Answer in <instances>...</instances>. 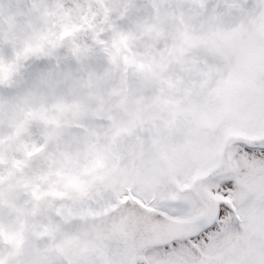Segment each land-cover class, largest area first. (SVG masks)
Masks as SVG:
<instances>
[{
  "label": "snow or ice",
  "instance_id": "obj_1",
  "mask_svg": "<svg viewBox=\"0 0 264 264\" xmlns=\"http://www.w3.org/2000/svg\"><path fill=\"white\" fill-rule=\"evenodd\" d=\"M181 2L161 118L55 211L99 233L70 264H264V0Z\"/></svg>",
  "mask_w": 264,
  "mask_h": 264
},
{
  "label": "rangeland",
  "instance_id": "obj_2",
  "mask_svg": "<svg viewBox=\"0 0 264 264\" xmlns=\"http://www.w3.org/2000/svg\"><path fill=\"white\" fill-rule=\"evenodd\" d=\"M153 1L0 0V264H16L21 246L53 231L55 211L113 159L115 170L131 143L118 148L117 136L131 137L129 126L144 134L161 118L145 90L170 67L126 30L151 26ZM185 15L174 26L187 27ZM148 59L155 63L139 66Z\"/></svg>",
  "mask_w": 264,
  "mask_h": 264
},
{
  "label": "flooded vegetation",
  "instance_id": "obj_3",
  "mask_svg": "<svg viewBox=\"0 0 264 264\" xmlns=\"http://www.w3.org/2000/svg\"><path fill=\"white\" fill-rule=\"evenodd\" d=\"M153 2L156 3V5L152 6L151 11L153 12L156 19H153L152 21L153 17L148 15L151 18V20L144 22V23H150L151 26H146L142 28H138L137 26L135 27L128 26L126 27L127 28L126 30L128 34H138L139 36L141 35L140 38H138V40L141 41V47L147 51L148 55L152 56L156 54L157 57L162 61L160 63H163L167 65L168 67H171L173 64L178 62V57L173 54L174 50L178 48L177 43H176L178 34L181 33L182 29L186 28V27L174 26V25L178 21L179 16L187 14L188 9L186 8L188 6V3L181 2V0H154ZM148 5H149V2L147 6ZM176 7L180 8L179 9L180 12L177 15H175V17L170 19L169 18L170 14L178 10ZM147 12H149V10ZM193 17L195 18V14H193L189 18L192 19ZM2 28L3 26L1 27V29ZM137 29L139 31H136V32L133 31ZM140 29H142V31H140ZM10 32H11V29L9 25L7 24V26H5V34L6 33L10 34ZM159 49H166L167 54H162L161 52L158 51ZM160 57H163V59ZM139 62H140L139 66H142V67L151 66L150 64L155 63L153 60H149V59L146 62H143V61H139ZM148 62H150V64ZM141 63L144 65H142ZM137 77H140L142 79V70L138 72V75H134V78H137ZM162 78H164V75L160 76L159 80H156L155 82L148 84V89L145 90V93L147 94V96H149L150 94L153 95L154 91H156ZM111 82L113 83V85L117 84L114 81H111ZM125 82L127 83L128 81L125 79ZM146 107H147V110H149L148 106ZM127 108H130V104H128ZM153 114H160V113H158L156 109V111H154ZM132 120L130 121L133 123ZM128 130L132 134L133 132L132 126H129Z\"/></svg>",
  "mask_w": 264,
  "mask_h": 264
},
{
  "label": "water",
  "instance_id": "obj_4",
  "mask_svg": "<svg viewBox=\"0 0 264 264\" xmlns=\"http://www.w3.org/2000/svg\"><path fill=\"white\" fill-rule=\"evenodd\" d=\"M90 237H99L97 229L78 221H63L54 232L39 236L19 249L17 264H70L92 243Z\"/></svg>",
  "mask_w": 264,
  "mask_h": 264
}]
</instances>
